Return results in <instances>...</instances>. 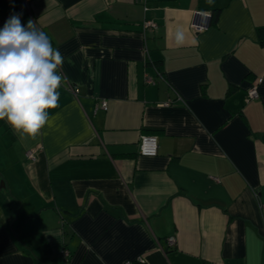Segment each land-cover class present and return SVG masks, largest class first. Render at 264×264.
<instances>
[{
    "label": "crops",
    "instance_id": "crops-1",
    "mask_svg": "<svg viewBox=\"0 0 264 264\" xmlns=\"http://www.w3.org/2000/svg\"><path fill=\"white\" fill-rule=\"evenodd\" d=\"M29 19L66 80L42 135L0 121V264H264V0H30Z\"/></svg>",
    "mask_w": 264,
    "mask_h": 264
},
{
    "label": "clouds",
    "instance_id": "clouds-1",
    "mask_svg": "<svg viewBox=\"0 0 264 264\" xmlns=\"http://www.w3.org/2000/svg\"><path fill=\"white\" fill-rule=\"evenodd\" d=\"M21 15L11 14L0 28V121L23 141L42 135L50 124L66 76L61 51L36 22L29 19L23 25ZM185 41L184 30L176 28L175 45L182 47Z\"/></svg>",
    "mask_w": 264,
    "mask_h": 264
},
{
    "label": "built area",
    "instance_id": "built-area-1",
    "mask_svg": "<svg viewBox=\"0 0 264 264\" xmlns=\"http://www.w3.org/2000/svg\"><path fill=\"white\" fill-rule=\"evenodd\" d=\"M30 11V0H19V7L0 17V28L3 27L5 21L10 17L11 14H24ZM204 15L210 16V13H203ZM22 16V15H21ZM21 18V17H20ZM143 31L144 32H149L153 31L156 29V26L153 22L151 21H145L142 25ZM197 31H203L204 28L201 27H193ZM145 83L147 85L154 84V80L148 76H145ZM262 83V79H259L257 81V84L254 85L248 92H247V99L249 101L253 100H258L259 99V93H258V86ZM70 91L77 96L79 90L76 87H70ZM107 103L106 102H101L100 107L101 108H106ZM164 106H169V103L164 104ZM39 152V148H31L28 149L25 152V158L29 161H34L37 157V154ZM158 155V140L157 137L153 135H143L140 138L139 141V156L145 157V158H154ZM168 244L173 245L174 244V239L170 238L168 239ZM67 256V254H65ZM137 263H140L137 261ZM137 263H131L128 262L126 264H137Z\"/></svg>",
    "mask_w": 264,
    "mask_h": 264
},
{
    "label": "trees",
    "instance_id": "trees-1",
    "mask_svg": "<svg viewBox=\"0 0 264 264\" xmlns=\"http://www.w3.org/2000/svg\"><path fill=\"white\" fill-rule=\"evenodd\" d=\"M219 11V9H216L210 13L211 21H216ZM257 37L260 44L264 45V27H261L257 30Z\"/></svg>",
    "mask_w": 264,
    "mask_h": 264
},
{
    "label": "water",
    "instance_id": "water-1",
    "mask_svg": "<svg viewBox=\"0 0 264 264\" xmlns=\"http://www.w3.org/2000/svg\"><path fill=\"white\" fill-rule=\"evenodd\" d=\"M141 1V0H140Z\"/></svg>",
    "mask_w": 264,
    "mask_h": 264
}]
</instances>
